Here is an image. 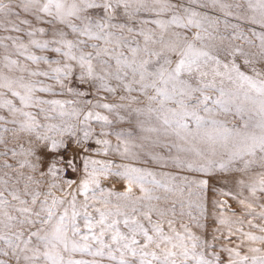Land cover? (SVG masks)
<instances>
[{
    "label": "snow or ice",
    "instance_id": "snow-or-ice-1",
    "mask_svg": "<svg viewBox=\"0 0 264 264\" xmlns=\"http://www.w3.org/2000/svg\"><path fill=\"white\" fill-rule=\"evenodd\" d=\"M0 264H264V0H0Z\"/></svg>",
    "mask_w": 264,
    "mask_h": 264
},
{
    "label": "rangeland",
    "instance_id": "rangeland-1",
    "mask_svg": "<svg viewBox=\"0 0 264 264\" xmlns=\"http://www.w3.org/2000/svg\"><path fill=\"white\" fill-rule=\"evenodd\" d=\"M111 139L113 140V142H115V137H111ZM117 187H121V185H117Z\"/></svg>",
    "mask_w": 264,
    "mask_h": 264
}]
</instances>
